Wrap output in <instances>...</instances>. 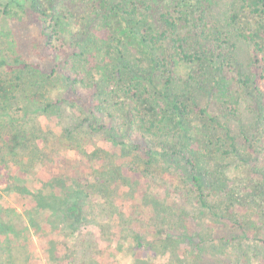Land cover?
<instances>
[{
	"label": "rangeland",
	"instance_id": "rangeland-1",
	"mask_svg": "<svg viewBox=\"0 0 264 264\" xmlns=\"http://www.w3.org/2000/svg\"><path fill=\"white\" fill-rule=\"evenodd\" d=\"M9 1L0 0L14 8ZM14 1L21 14L17 20L0 18V59L14 63L20 51L27 65H43L33 58L34 46L43 41L34 0ZM235 1L219 0L213 15L222 17ZM89 13L80 11L60 29L73 52L92 41L87 35L98 20ZM124 36L115 55L122 51L131 63L140 58L148 64L138 39ZM88 49L94 51L90 42ZM247 49L238 45L244 71ZM68 59L70 65L62 68L69 71L78 58ZM118 61L111 56L110 64ZM42 81L47 82L40 97ZM63 92V81L37 66L0 68V264H264V177L261 190L256 170L259 159L264 166V154L249 153L246 142L254 132L251 96L242 94L241 114L228 119L237 154L224 156L223 147L202 170L208 174L197 189L179 161L146 165L136 152L80 125L65 104L57 105ZM203 97H197L200 106L208 102ZM27 104L31 108L24 116ZM194 114L191 138L203 133L198 143L215 154L219 133L206 117ZM70 204L82 213L75 231L63 221ZM169 232L175 236L166 238Z\"/></svg>",
	"mask_w": 264,
	"mask_h": 264
},
{
	"label": "trees",
	"instance_id": "trees-1",
	"mask_svg": "<svg viewBox=\"0 0 264 264\" xmlns=\"http://www.w3.org/2000/svg\"><path fill=\"white\" fill-rule=\"evenodd\" d=\"M218 1L34 0L31 7L43 41L34 46L33 58L38 56L43 65H28L63 81V96L55 101L65 104L80 125L104 133L111 145L136 152L146 159V165L179 161L186 180L200 189L203 176L208 174L202 170L217 159L223 147L227 146L224 156L237 154L228 119L241 114L242 94L251 96L248 109L254 115L253 135L246 138L247 151L257 158V153L264 154V0H236L222 17H215L213 7ZM9 3L15 7L0 2V18L17 20L21 7L14 0ZM85 10L98 20L99 29L95 26L87 35L94 51H89L86 42L80 43L77 53L66 44L60 29ZM126 32L138 39L148 64L140 58L131 63L122 51L120 57L115 55L113 49L122 44ZM239 44L248 48L246 71ZM21 55L19 51L14 63L0 59V68L11 72L25 68L28 65ZM70 55L78 60L68 71L62 67L70 65ZM113 55L120 60L118 66L110 64ZM124 74L131 77L124 79ZM46 82L39 84V95ZM85 84H90V91L82 88ZM201 95L208 100L202 106L196 101ZM29 107L25 105L24 116ZM39 109L37 105L34 111ZM194 113L206 117L219 133L215 154L198 143L203 133H193L191 138L189 119ZM5 116L10 119L9 114ZM224 120L226 124L221 122ZM201 146L205 153L199 158ZM256 170L262 180L259 189L263 190L260 159ZM81 218L76 204L68 205L63 213V221L73 231ZM173 234L169 232L166 238H173Z\"/></svg>",
	"mask_w": 264,
	"mask_h": 264
}]
</instances>
